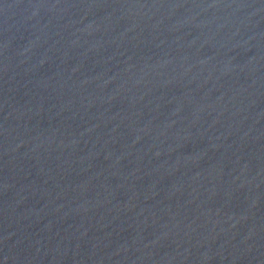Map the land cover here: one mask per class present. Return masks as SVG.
<instances>
[{
  "label": "water",
  "instance_id": "1",
  "mask_svg": "<svg viewBox=\"0 0 264 264\" xmlns=\"http://www.w3.org/2000/svg\"><path fill=\"white\" fill-rule=\"evenodd\" d=\"M0 264H264V0H0Z\"/></svg>",
  "mask_w": 264,
  "mask_h": 264
}]
</instances>
